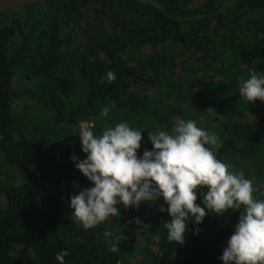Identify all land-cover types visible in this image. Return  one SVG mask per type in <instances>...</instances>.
<instances>
[{
    "label": "trees",
    "instance_id": "1",
    "mask_svg": "<svg viewBox=\"0 0 264 264\" xmlns=\"http://www.w3.org/2000/svg\"><path fill=\"white\" fill-rule=\"evenodd\" d=\"M187 3L60 0L0 13V264H59L61 250L65 264H223L239 211L208 213L199 225L189 219L178 245L167 239L163 197L118 204V217L88 230L70 207L71 196L93 186L72 159H86L82 124L100 135L128 123L142 132V157L153 149L149 134L173 132L177 118L215 133L217 158L264 200V103L239 95L242 80L264 75V0ZM72 126L77 141L67 145ZM7 166L18 183L5 178ZM196 203L204 206L200 191Z\"/></svg>",
    "mask_w": 264,
    "mask_h": 264
},
{
    "label": "clouds",
    "instance_id": "2",
    "mask_svg": "<svg viewBox=\"0 0 264 264\" xmlns=\"http://www.w3.org/2000/svg\"><path fill=\"white\" fill-rule=\"evenodd\" d=\"M107 78L113 82L115 73L108 72ZM239 95L248 103H264V75L253 73L242 80ZM108 113V107L101 110L102 116ZM78 134L86 159L75 155L72 159L93 185L70 197L72 216L83 229L118 217V204L139 208L142 202L163 197L168 207L160 211L171 217L164 223L167 239L182 245L189 219L199 225L208 213L223 216L231 209L241 214L223 251V264H264V200L254 198L251 179L217 158L213 148L221 144L215 133L191 119L177 118L173 132L149 134L153 149H145L142 157L138 156L142 132L126 122L107 127L100 135L91 128H81ZM198 191L203 207L196 203ZM103 236L107 240L112 233L105 231ZM117 250L115 245L110 249ZM68 254L57 253L59 264H65Z\"/></svg>",
    "mask_w": 264,
    "mask_h": 264
},
{
    "label": "water",
    "instance_id": "3",
    "mask_svg": "<svg viewBox=\"0 0 264 264\" xmlns=\"http://www.w3.org/2000/svg\"><path fill=\"white\" fill-rule=\"evenodd\" d=\"M49 1H60V0H0V13L12 11V10H15L17 8L24 7V6L31 5V4L43 3V2H49ZM71 9H74V7L71 6ZM18 30H19V34L25 39L24 32L20 28V26H18ZM72 30H74V27ZM51 41H52V38H51ZM55 60H56V62H59V58H55ZM44 68H45V66H44ZM53 90L54 89H52V94H53ZM52 94H51V102H52L53 106L55 107ZM64 94L67 95V92H65ZM55 109H56L57 113H59V111L57 110L56 107H55ZM59 117L63 122H65L60 114H59ZM72 129H73L74 139L71 143H67V145H73L77 141L76 128L72 126ZM64 181H65V173H63L62 185H63ZM79 228H80V232H81L82 229H81V227H79Z\"/></svg>",
    "mask_w": 264,
    "mask_h": 264
},
{
    "label": "rangeland",
    "instance_id": "4",
    "mask_svg": "<svg viewBox=\"0 0 264 264\" xmlns=\"http://www.w3.org/2000/svg\"><path fill=\"white\" fill-rule=\"evenodd\" d=\"M205 0H188L187 3V8H192V7H196V6H200L203 4ZM88 124L84 123L81 125V128H87ZM6 174H5V178L9 179V184L13 185L14 183H18L20 181V176L21 174L19 173L18 170H16L15 168H11V167H6ZM139 233V232H138ZM133 236L135 238L138 237L137 233H134ZM139 238V237H138Z\"/></svg>",
    "mask_w": 264,
    "mask_h": 264
},
{
    "label": "flooded vegetation",
    "instance_id": "5",
    "mask_svg": "<svg viewBox=\"0 0 264 264\" xmlns=\"http://www.w3.org/2000/svg\"><path fill=\"white\" fill-rule=\"evenodd\" d=\"M73 31H74V30H73ZM73 31H71V32L68 33L69 37L71 36V34H72ZM58 33H59V32H58ZM67 40H68V37H67ZM64 42H67V41H64ZM56 56H57L56 53H55V52H52L48 58H52V59H54V58H56ZM57 63H58V62H57Z\"/></svg>",
    "mask_w": 264,
    "mask_h": 264
}]
</instances>
